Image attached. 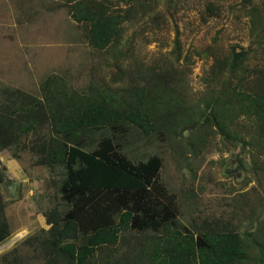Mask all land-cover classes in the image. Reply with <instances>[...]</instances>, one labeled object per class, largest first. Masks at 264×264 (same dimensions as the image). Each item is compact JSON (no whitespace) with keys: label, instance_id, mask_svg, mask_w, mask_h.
I'll return each mask as SVG.
<instances>
[{"label":"trees","instance_id":"obj_1","mask_svg":"<svg viewBox=\"0 0 264 264\" xmlns=\"http://www.w3.org/2000/svg\"><path fill=\"white\" fill-rule=\"evenodd\" d=\"M153 2L132 0L122 13L105 0H69L91 46L117 50L115 82L126 85L97 82L79 91L52 73L42 81L41 96L1 89L0 153L28 149L34 165L46 167V176L59 185L66 205L63 213L53 208L44 214L50 228L31 234L22 251L15 247L2 264H264L263 222L244 231L218 220L202 224L204 229L182 224L178 196L161 181L163 157L155 153L134 161L124 151L132 134L190 131L195 147L220 134L224 144L228 137L247 149L243 166L264 169V0L250 8L248 45L223 49L215 39L214 47L202 50L213 57L210 87L195 104L185 87L192 52H184L179 35L155 63L137 68L136 61L132 69L122 64L136 55L132 42L119 48L125 23L151 14ZM207 8L221 17L219 5ZM6 170L0 166V244L15 231L1 188L11 180ZM133 230L144 242H127Z\"/></svg>","mask_w":264,"mask_h":264},{"label":"rangeland","instance_id":"obj_2","mask_svg":"<svg viewBox=\"0 0 264 264\" xmlns=\"http://www.w3.org/2000/svg\"><path fill=\"white\" fill-rule=\"evenodd\" d=\"M105 1L122 13L133 4L132 0ZM258 3L260 0H154L151 14L125 23V40L119 48L132 42L136 55L135 60L126 58L122 64L125 69H132L136 61L137 68L155 63L172 50L179 35L184 52H192L185 87L188 101L195 104L206 97L210 87L213 57L202 50L214 47L215 39L223 49L236 43L248 45L249 11ZM69 4V0H0V91L9 87L41 96L42 81L52 73L65 77L79 91L97 82L113 88L126 85V81L115 82L117 68L112 55L117 50L91 46L86 25L74 20ZM209 4L222 8L221 17L211 15ZM191 142L195 138L190 131L179 136L132 134L124 151L134 161L155 153L163 157L161 181L178 196L182 224L193 228L195 222L198 229H204L202 224L218 220L242 231L257 230L262 222L264 225V169L240 163L241 158L249 161L247 149L230 139L224 144L220 134L208 136L206 146L197 141L195 147ZM7 159H15L21 165L25 179L19 182L23 176H12L16 179L1 185L9 204L7 214L16 232L13 236L19 233L21 237L0 251V264L15 247L22 251L25 240L41 229L31 226L39 213L47 215L53 208L62 213L66 210L59 185L46 176V167L34 165L28 149H4L0 153L1 167ZM238 165V172H228ZM5 172L10 177L8 170ZM137 235L133 230L125 239L134 244L144 242Z\"/></svg>","mask_w":264,"mask_h":264},{"label":"crops","instance_id":"obj_3","mask_svg":"<svg viewBox=\"0 0 264 264\" xmlns=\"http://www.w3.org/2000/svg\"><path fill=\"white\" fill-rule=\"evenodd\" d=\"M15 162H16L15 159H7V164H3V165H5L7 167V170L9 172V174H10V178L11 179H16V178L17 179H22L21 176H23V170L21 168V165L20 164H16ZM8 163H11V164H8ZM12 176H16V178H14ZM24 179H25V177L23 176V179L19 180V182H22ZM16 182L13 181L12 183L15 184ZM31 192H32V190H31ZM17 225H15V226H17ZM31 226H33L34 228H37L39 226L41 228H46V229L50 228V224L47 223V218H46V216L43 213H39L37 215V217L32 221ZM18 227H19V225H18Z\"/></svg>","mask_w":264,"mask_h":264},{"label":"built area","instance_id":"obj_4","mask_svg":"<svg viewBox=\"0 0 264 264\" xmlns=\"http://www.w3.org/2000/svg\"><path fill=\"white\" fill-rule=\"evenodd\" d=\"M20 237H21L20 234L17 233L13 237H11L9 240H7L4 243L0 244V251L6 250L9 247H11L13 245V243H15Z\"/></svg>","mask_w":264,"mask_h":264},{"label":"water","instance_id":"obj_5","mask_svg":"<svg viewBox=\"0 0 264 264\" xmlns=\"http://www.w3.org/2000/svg\"><path fill=\"white\" fill-rule=\"evenodd\" d=\"M226 141H229V138L228 137H226ZM233 144H238L239 142L238 141H233L232 142ZM241 169V166L240 165H238L236 168H234V169H228V172H231V171H235V172H238L239 170Z\"/></svg>","mask_w":264,"mask_h":264}]
</instances>
